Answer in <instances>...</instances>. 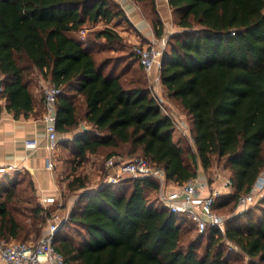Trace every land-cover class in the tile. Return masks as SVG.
I'll use <instances>...</instances> for the list:
<instances>
[{
	"label": "trees",
	"instance_id": "1",
	"mask_svg": "<svg viewBox=\"0 0 264 264\" xmlns=\"http://www.w3.org/2000/svg\"><path fill=\"white\" fill-rule=\"evenodd\" d=\"M133 1L161 37L156 0ZM169 5L182 30L167 41L161 81L167 97L192 121V164L174 139L175 121L162 112L147 82L128 80L127 70L117 72L109 57L98 60L109 53L107 45L123 40L108 26L126 20L113 0H0L2 98L19 117L34 109L30 86L38 84L37 76L61 87L57 130L76 135L59 143L63 152L75 154L78 166L102 151L105 160H125L118 149L129 146L128 155H142L168 181L183 184L198 176V168L211 169L215 159L224 163L233 186L216 201L217 211L236 205L264 171V0H169ZM101 22L104 28L92 29ZM84 29H89L84 40L71 36ZM135 56L131 59L139 62ZM83 120L90 129L81 128ZM87 180L76 176L67 187L85 190ZM103 181L80 194L57 232L54 244L67 264H230L235 247L251 264H264V208L234 216L225 235L209 228L193 239L184 228L196 227L191 220L154 206L159 198L151 196L161 189L157 178ZM30 186L35 192L33 181ZM16 195V185L0 183V241L28 242L18 240L33 232V241H39L51 211L38 204L27 225L10 209ZM74 227L83 232L79 238Z\"/></svg>",
	"mask_w": 264,
	"mask_h": 264
},
{
	"label": "built area",
	"instance_id": "2",
	"mask_svg": "<svg viewBox=\"0 0 264 264\" xmlns=\"http://www.w3.org/2000/svg\"><path fill=\"white\" fill-rule=\"evenodd\" d=\"M87 34V30H81V39ZM165 44L150 43L136 47L141 66L149 73L155 69H161L163 65ZM5 92L3 76L0 75V101ZM62 94V88L53 84L46 86L43 90L44 113L42 121L46 126V148L52 156L48 158L47 168L53 170L55 167L53 155L56 153L59 144V132L57 130V101ZM152 95L159 101L155 92ZM161 108L163 106L161 105ZM170 115L169 113H167ZM171 116V115H170ZM25 146L31 149H38L40 141L37 138L26 139ZM107 169L110 171L103 184H116L125 177L139 178L152 176L157 178L161 184V200L166 204L168 210L173 213L186 216L195 225L199 233L206 232L209 228H215L221 234L226 233L225 219L214 209L216 201L227 194L233 186V181L229 176L218 175L214 181H206L196 177L177 187L168 190L171 184L166 178L165 171L153 168L145 158H135L131 161L112 158L107 161ZM169 183V184H168ZM264 192V172L251 188L250 192L238 199V207L247 209L253 204L259 195ZM41 204L45 209L56 205L57 213L49 216L45 226V233L39 241L30 242H3L0 241V256L8 264H67L64 256L55 247V237L61 226L69 218L59 214L63 203L61 195L46 196L41 199ZM237 250L238 248L235 247Z\"/></svg>",
	"mask_w": 264,
	"mask_h": 264
},
{
	"label": "rangeland",
	"instance_id": "3",
	"mask_svg": "<svg viewBox=\"0 0 264 264\" xmlns=\"http://www.w3.org/2000/svg\"><path fill=\"white\" fill-rule=\"evenodd\" d=\"M173 16V26H171V31L173 34H176L180 32L182 29L176 25L177 19L175 18L174 13ZM127 28V30H131L132 26L128 22L124 23V21H121L120 23L118 21H112L108 26L114 28L116 31H118L120 34L124 32L122 30V26ZM105 23L101 22L98 24L97 27H94L92 29L98 30L100 28H104ZM153 27V26H152ZM172 34V35H173ZM171 35V36H172ZM170 36V37H171ZM170 37L168 40H170ZM129 37L123 38L122 42L115 43L111 46L107 45V48L109 50V53L105 55H99L98 60L102 61L103 56L109 57L112 59V64L117 66V72L125 71L127 70L126 78L128 80L134 78V79H141V82H147L152 92H155L156 95L159 97L160 104L165 108V113H169L173 120L175 121V132H174V139L176 142L179 143L184 148L185 151V159L189 164H192L191 155L194 153V142L192 138V121L190 117L187 115V113L180 107V105L174 100L167 98V93L164 85L161 81V69H155L151 73L147 72L140 63V60L138 62L137 59H131L132 57H135L136 54V47L139 45H148L150 42H147L146 40H140V41H132ZM155 44H159L157 42H153ZM106 47V45H104ZM109 46V47H108ZM168 49V46L166 47ZM111 64V65H112ZM51 83L49 81H44L42 79V83L40 82L39 85H41V94L43 95V90L46 86H49ZM130 150L129 146H123L118 149L120 153H122V157L125 159V161H131L135 158H144L140 154H136L135 156L128 155V152ZM60 153L59 155V162L57 167V174L59 179V185L61 186V201L63 203L62 207L60 208L59 214H61L62 217H66L68 214L70 215L71 211L76 206V201L79 199L80 194L83 191L86 190H94L97 189L99 186V183L101 180H105L107 178L106 173H109V170L107 169V161L105 160L106 151L99 152L96 155H89L88 159L82 164V166H78V164H74V158L75 154L71 153ZM116 159H120L118 156ZM224 163H219L216 159L214 160L213 166L208 171H204L202 168H198V176L200 178L205 179L206 181H214L215 177L218 175H224L228 176V170L224 169L223 167ZM264 172V171H263ZM76 176H82L88 177L87 180V189L85 190H78V191H70L68 189V184L75 179ZM130 177H125L122 179V181L129 179ZM0 183L4 182V177H0ZM31 176L27 174H15L14 177L10 180L11 184H8L9 187L12 186V184L16 185L17 189V195H16V204H10V209L14 212L16 217L25 222V224L30 225L32 221H30V218L32 216L31 209L33 210L34 207H36L40 203V198L35 197V192L32 191L30 183L32 182ZM2 184V183H1ZM169 184V183H168ZM3 185V184H2ZM7 185V184H6ZM7 187V186H5ZM171 190L170 186H167V191ZM159 198V200L153 201L154 206L159 209H168L166 204L161 200V191L158 194L152 195L151 198ZM19 199L21 200L19 202ZM260 206V207H259ZM257 208H264V192L262 195H259L258 198L255 200V202L248 206L247 209H240L238 207V204L234 205V202H231L230 204L226 206H219L217 208V212L219 215H221L225 219V224L227 228V224L229 220L234 218V216L240 215L244 212L253 211L257 213H261V210ZM51 211V214L57 213L56 205L50 206L48 208ZM264 213V212H263ZM247 218L243 217L242 222H244ZM47 222L41 226L42 228L45 227ZM29 227V226H28ZM185 232L187 231V235L189 238H197L198 232L196 230V227L192 225L191 223H186L184 225ZM70 231V230H69ZM72 232V231H71ZM76 232V233H75ZM83 234L81 229H78L74 227L73 233L79 238V235L77 233ZM36 233L33 232L27 239H21L18 241H28L30 242L33 239H36L35 237ZM208 239L204 241V245L202 246V249L204 248L206 242ZM231 249V247H229ZM227 251L229 249H226ZM230 252V251H229ZM230 264H251L252 261L243 254L240 250H237L236 252L232 253L229 256Z\"/></svg>",
	"mask_w": 264,
	"mask_h": 264
},
{
	"label": "crops",
	"instance_id": "4",
	"mask_svg": "<svg viewBox=\"0 0 264 264\" xmlns=\"http://www.w3.org/2000/svg\"><path fill=\"white\" fill-rule=\"evenodd\" d=\"M124 11L126 20L124 23H130L131 30L122 26L124 32L120 34L123 38L129 37L132 41L146 40L147 42H157L165 44L173 34V11L169 5V0H156L157 11L163 21L164 28L161 37L155 34L151 22L143 6L133 0H113ZM120 23V22H119ZM87 32L89 29H86ZM72 37L81 39L80 33H72ZM129 40V41H130ZM38 82L35 86H30L34 98V109L26 114L16 117L15 114L6 108V100L0 101V177H4L3 187L9 188L10 180L15 174H27L31 176L35 189V196L41 199L46 196H60L61 186L57 174L59 155L63 152L61 144L53 155L55 167L53 170L47 168V161L51 152L46 148V126L42 121L43 95L41 94L42 83L41 76L35 80ZM168 98V97H167ZM164 108V107H163ZM165 113V108L162 109ZM44 113V112H43ZM90 129L87 122L83 120L81 124ZM83 129V128H82ZM75 133H59V142L66 139H72ZM37 138L40 141V147L36 150L25 146L26 139ZM110 172V171H109ZM1 181V180H0ZM171 190L177 187V184L171 182ZM44 208V206L41 204ZM45 209V208H44ZM45 233V227L42 228L41 236ZM33 241V240H31ZM0 264H8L0 256Z\"/></svg>",
	"mask_w": 264,
	"mask_h": 264
},
{
	"label": "water",
	"instance_id": "5",
	"mask_svg": "<svg viewBox=\"0 0 264 264\" xmlns=\"http://www.w3.org/2000/svg\"><path fill=\"white\" fill-rule=\"evenodd\" d=\"M82 128H83L84 130H86V127L82 126Z\"/></svg>",
	"mask_w": 264,
	"mask_h": 264
}]
</instances>
